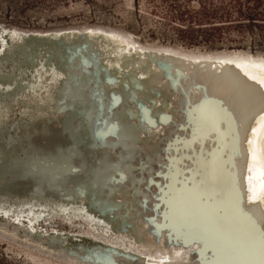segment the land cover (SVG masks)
<instances>
[{"label":"bare ground","instance_id":"bare-ground-1","mask_svg":"<svg viewBox=\"0 0 264 264\" xmlns=\"http://www.w3.org/2000/svg\"><path fill=\"white\" fill-rule=\"evenodd\" d=\"M183 50L104 29L0 26V232L10 224L8 235L58 264H213V247L178 223L174 177L194 218L215 220L226 243H246L253 221L264 231V55ZM205 98L219 131H194ZM52 211L82 216V232L32 224ZM89 222L124 247L67 239L90 236Z\"/></svg>","mask_w":264,"mask_h":264},{"label":"rangeland","instance_id":"rangeland-1","mask_svg":"<svg viewBox=\"0 0 264 264\" xmlns=\"http://www.w3.org/2000/svg\"><path fill=\"white\" fill-rule=\"evenodd\" d=\"M154 0H0V26L17 30H54L65 27L100 25L131 33L139 37L138 43L147 46L181 47L183 51L200 52H247L264 55L255 50H207L187 48L167 41L166 35L155 37L143 29L147 19L142 13H152L147 6ZM160 17L158 13H152ZM151 20V19H150ZM42 214V215H40ZM46 218L48 213H40ZM48 218V217H47ZM45 226V225H44ZM49 226L57 229L66 227L59 219H53ZM0 264H58L39 255L0 240Z\"/></svg>","mask_w":264,"mask_h":264},{"label":"trees","instance_id":"trees-1","mask_svg":"<svg viewBox=\"0 0 264 264\" xmlns=\"http://www.w3.org/2000/svg\"><path fill=\"white\" fill-rule=\"evenodd\" d=\"M148 8L160 17L136 13L147 19L150 38L164 34L165 42L187 48L264 52V0H154Z\"/></svg>","mask_w":264,"mask_h":264},{"label":"snow or ice","instance_id":"snow-or-ice-1","mask_svg":"<svg viewBox=\"0 0 264 264\" xmlns=\"http://www.w3.org/2000/svg\"><path fill=\"white\" fill-rule=\"evenodd\" d=\"M192 111L198 113L192 121L194 131L206 125L216 127L219 131L218 123L221 117L214 101L205 98ZM183 183L186 185L187 180ZM184 191L189 190L185 188ZM174 207L180 227L194 232L205 248L213 247L217 256L213 264H264V231H261L254 221L252 222L255 228L254 236L250 235L244 244H230L225 242L223 230L215 220L194 218L183 191L177 192Z\"/></svg>","mask_w":264,"mask_h":264},{"label":"water","instance_id":"water-1","mask_svg":"<svg viewBox=\"0 0 264 264\" xmlns=\"http://www.w3.org/2000/svg\"><path fill=\"white\" fill-rule=\"evenodd\" d=\"M85 28H92V29H104V30H111V31H115V32H118V33H122V34H126V35H129V36H131V37H133L135 40H138L139 41V37H137V36H135V35H133V34H131V33H128V32H125V31H122V30H118V29H114V28H109V27H105V26H100V25H91V26H82V27H78V26H74V27H65V28H59V29H54V30H64V29H77V30H83V29H85ZM25 31H28V30H25ZM38 31H45V30H38ZM70 38H72V39H74V37H70ZM87 39H89V38H87ZM91 40L92 39H96V40H100V41H103L104 43H106V42H111L112 41V39L111 38H107V37H94V38H90ZM80 40H85V38H83V39H80ZM85 41H87V40H85ZM138 44H140V43H138ZM88 46V44H84V46ZM156 47V46H155ZM168 48H171V49H174L175 51H178V53L179 52H181L183 49L181 48V47H171V46H167ZM192 52H200L199 50H196V49H192ZM203 52H209V51H203ZM250 54V53H249ZM101 67V66H100ZM149 83V81H144L143 82V84L142 85H144V86H146V85H149L148 84ZM140 87V86H139ZM144 88H146V87H144ZM173 97H176V94H173ZM179 98H177L176 100H175V104L177 105V107H179L177 110H179V112H181V113H185V114H187V117L189 118L190 116H191V114H192V112H190V111H188L187 109H186V107H187V100H186V98H184L185 100H178ZM158 124H160L159 122H158ZM158 124H156V125H158ZM87 135H88V133H87ZM88 142L89 143H91L92 142V138L90 137V136H88ZM161 143V142H160ZM159 143V144H160ZM256 144H257V141H256ZM158 152H159V148H158V144L157 145H155L151 150H150V153H149V155L150 156H147V158H146V162L147 163H155L154 162V160H153V158H156V159H158ZM142 175V174H141ZM146 175H150V174H146ZM142 177V176H141ZM149 178V177H148ZM143 180L141 179V180H139V181H137L138 183H141ZM177 184H178V180L177 179H175V177L174 178H172V182H171V184H169V188H170V190L171 191H174L173 193L176 195L177 193L176 192H181V191H184V186H182L181 188H176L177 187ZM154 184L152 183V186H153ZM159 185V183L156 185V186H158ZM167 185V184H166ZM187 198H190L189 197V195L187 196ZM172 201V200H171ZM174 204H175V201H174ZM48 214L46 215V218L45 217H43V218H41V217H38L36 220H34L33 221V225H45V226H49L50 224H51V221L53 220V219H59V220H61V222L64 224V225H66V227L67 228H70V230H75L76 229V226H77V224H74V222L73 221H75L74 220V218L75 219H80V220H83L84 218L82 217V216H77V217H71V216H67V217H63V216H66L65 214L63 215V214H60L59 212H55V211H52V212H47ZM0 217H4L3 216V214H1L0 213ZM48 217V218H47ZM5 218V217H4ZM71 218V219H70ZM43 219H46V221H44ZM65 219V220H64ZM4 221V219H0V222H3ZM85 221V220H84ZM87 221V220H86ZM12 223H17V222H15L14 220L13 221H11ZM88 223V222H87ZM89 223H92V222H89ZM92 225H93V223H92ZM77 229H78V227H77ZM76 229V231L77 232H80V229H78L77 230ZM92 229H93V233H91V234H89L90 236H86V235H84V233H82L80 236H78V237H76V238H74V237H71V236H67V239L70 241V242H82L83 244H87V245H92V244H94V242H96L95 241V239H94V237L96 238H100V237H98L99 235H103L104 237H107V238H109V239H112V240H114V242H115V245L116 246H118V247H124V243H123V241L122 240H124L123 238H119V234H116L115 232H110V231H106V232H104L103 233V231L100 229V226H98V225H93V227H92ZM82 232V231H81ZM80 232V233H81ZM9 233H11V225L9 224L8 226H7V230H6V232L5 231H2V232H0V240H2V241H4V242H7V243H11V244H15V245H18V246H21L22 248H25V249H30V250H33V251H35L36 253H39V254H41V255H43V256H46V257H48L49 259H52L53 261H54V256L50 253V252H48L45 248H39L38 246H36L35 244H31L30 242H28V241H25V240H23V238H17V236H11V235H8ZM94 234V235H93ZM101 240H103L104 242H107V240H105L104 238H100ZM108 262H105V264H111L110 262H109V260H107ZM89 262V263H88ZM88 262H87V260H86V262H84V261H82L81 263H76V264H102V262H101V260L100 259H96L94 262H92L91 260H88ZM179 264H181V263H179Z\"/></svg>","mask_w":264,"mask_h":264}]
</instances>
